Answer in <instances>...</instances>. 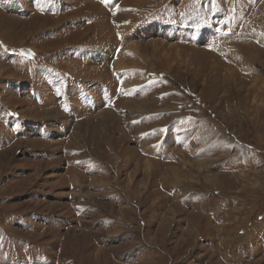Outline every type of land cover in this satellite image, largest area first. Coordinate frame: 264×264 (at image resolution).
Returning <instances> with one entry per match:
<instances>
[{"label":"rangeland","instance_id":"rangeland-1","mask_svg":"<svg viewBox=\"0 0 264 264\" xmlns=\"http://www.w3.org/2000/svg\"><path fill=\"white\" fill-rule=\"evenodd\" d=\"M0 264H264V0H0Z\"/></svg>","mask_w":264,"mask_h":264},{"label":"bare ground","instance_id":"bare-ground-1","mask_svg":"<svg viewBox=\"0 0 264 264\" xmlns=\"http://www.w3.org/2000/svg\"><path fill=\"white\" fill-rule=\"evenodd\" d=\"M120 10H121V9H120ZM123 10H124V9H123ZM116 21H117V20H116ZM44 23H46V22H44ZM39 24H40V23H38V27H39ZM40 25L42 26L43 24H40ZM46 114H47V113H46ZM47 115H48V114H47ZM83 187H84V186H83Z\"/></svg>","mask_w":264,"mask_h":264}]
</instances>
